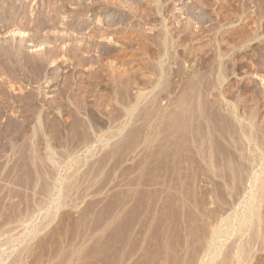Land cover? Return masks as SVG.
Returning <instances> with one entry per match:
<instances>
[{
	"label": "rangeland",
	"instance_id": "1",
	"mask_svg": "<svg viewBox=\"0 0 264 264\" xmlns=\"http://www.w3.org/2000/svg\"><path fill=\"white\" fill-rule=\"evenodd\" d=\"M21 44L0 264H264V0H0Z\"/></svg>",
	"mask_w": 264,
	"mask_h": 264
},
{
	"label": "bare ground",
	"instance_id": "2",
	"mask_svg": "<svg viewBox=\"0 0 264 264\" xmlns=\"http://www.w3.org/2000/svg\"><path fill=\"white\" fill-rule=\"evenodd\" d=\"M10 45V44H9ZM4 46V45H3ZM1 47V46H0ZM5 47V46H4ZM4 47H3V51H0V57L2 56V57H4L5 59H6V62H5V60H4V65L3 66H5V68L9 65V64H13L12 62L13 61H16V59H20L21 60V58L25 61V60H29V59H31V60H33L34 62H37L36 64H34V63H32L31 62V60H29L28 62H30V64H34V65H32V66H34V67H36V66H38V64L40 65L41 64V62L43 61L44 62V60L46 61V60H48L51 56H50V54H47V51H46V54L45 53H41V54H38V55H32V53L30 54V53H28L27 51H24V50H22V44H21V46L19 45V48L18 47H16L15 49H14V47H12L11 46V48L9 47V48H6V49H4ZM7 47V46H6ZM23 49H25V48H23ZM43 52V51H42ZM38 53V52H37ZM34 54V53H33ZM51 55H52V52H51ZM53 56V55H52ZM15 59V60H14ZM38 59V60H37ZM20 60H17V61H20ZM16 61V62H17ZM23 61V62H24ZM21 62V61H20ZM26 62V61H25ZM27 62V63H28ZM45 63V62H44ZM2 64H3V62L1 63L0 62V66H2ZM15 64V63H14ZM13 64V65H14ZM18 64H19V62H18ZM23 64V63H22ZM26 64V63H25ZM7 65V66H6ZM17 65V64H16ZM44 65V64H43ZM10 66V65H9ZM9 66L7 67V68H9ZM15 66V65H14ZM22 66V65H21ZM11 67V66H10ZM23 67V66H22ZM39 67V66H38ZM2 68V67H1ZM11 69V68H10ZM9 69V70H10ZM18 69V68H17ZM30 69H32V68H30ZM34 69V68H33ZM36 70H37V67L35 68ZM3 70V69H2ZM7 70V69H6ZM25 70V69H24ZM23 70V71H24ZM40 70V69H39ZM42 70V69H41ZM11 71V70H10ZM14 71V70H13ZM33 71V70H32ZM7 72H8V70H7ZM29 72V71H28ZM32 73V72H31ZM33 73H36V72H33ZM5 74V73H4ZM37 74H38V72H37ZM8 75H9V73H8ZM26 75H27V73H26ZM35 76V75H34ZM5 126V125H4ZM1 128V127H0ZM3 128V127H2ZM3 132V131H2ZM3 134V133H2ZM1 134V135H2ZM1 139H3V138H1ZM6 139H8V138H6ZM222 149V148H221ZM226 150V149H225ZM228 151V150H227ZM224 152V151H223ZM51 208V207H50ZM53 208V207H52ZM54 210V209H53ZM56 211V210H55ZM52 213V212H51ZM54 214V213H53Z\"/></svg>",
	"mask_w": 264,
	"mask_h": 264
}]
</instances>
